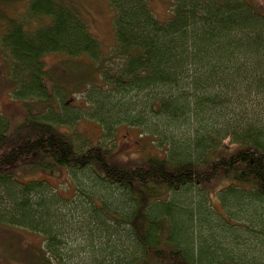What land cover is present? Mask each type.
<instances>
[{"label":"trees","instance_id":"trees-1","mask_svg":"<svg viewBox=\"0 0 264 264\" xmlns=\"http://www.w3.org/2000/svg\"><path fill=\"white\" fill-rule=\"evenodd\" d=\"M107 4L110 54L73 0H0V81L26 112L18 124L0 113V232L42 237L23 251L30 264H264V15L244 0H174L164 21L147 0ZM47 54L63 59L47 67ZM53 74L84 88L105 136L136 127L157 151L117 163L58 129L76 116L31 115ZM16 166L70 168L74 198Z\"/></svg>","mask_w":264,"mask_h":264},{"label":"rangeland","instance_id":"rangeland-1","mask_svg":"<svg viewBox=\"0 0 264 264\" xmlns=\"http://www.w3.org/2000/svg\"><path fill=\"white\" fill-rule=\"evenodd\" d=\"M147 1L158 19L164 21L171 16L174 0ZM244 1L250 2L255 11L258 9V11L264 15V0ZM3 3L1 8H6L7 6ZM7 3L9 2L7 1ZM73 3L75 4V9H79L78 11L81 13L90 33L101 42L100 45L104 54L112 53L115 44L112 27L113 14L107 4V0H73ZM17 5L18 4H16V6ZM62 59L63 56L53 54H47L44 57L47 67L56 65ZM110 63L113 62L111 61ZM5 65L6 64L2 63L0 60V68ZM6 69L7 67L2 68L1 70L4 71ZM52 77L51 82L53 84L58 82V84L57 88L54 90L55 92L52 93L51 101H32L33 110H31V115L41 119V116L46 114L48 112L47 110H49L54 113V115L56 114L60 117H64L65 114H67V117H70V114L71 116H76L75 119H71L68 124H57V126L59 130L68 134L72 138L76 146L79 147V150H84L91 145L101 144L110 149L113 153L112 155L115 156V161L117 163H119V161L136 163L141 161L142 157L147 153L157 151L154 142H151L152 138L145 137V135L141 134V130L136 127L119 125L114 127L109 135L105 136L100 125L94 122L90 115L91 109L89 103L85 99L86 92L84 91V88L75 89V87H69V85L74 86L72 84L74 79L69 81L70 84H68L64 79L60 78V74H53ZM4 80L8 82L7 76ZM4 80L2 79L0 81V113L3 117L11 121L12 124H18L26 115V112L24 114L25 107H23L21 101L15 100L11 97L10 86L7 84L5 86ZM77 81L79 83L80 79ZM66 86L71 88L72 92H69L66 89ZM260 115L261 117H264V111H261ZM226 144L227 141L223 142V145ZM163 149L164 148L158 149L159 154L163 155ZM19 168H23L22 171L18 170V166L11 171L16 177H20L23 180L38 179L40 183H44L47 186L46 188H48L49 191L52 190L51 188L53 187L57 195L62 196L67 200L74 198L78 178H75V173L72 172L70 168L65 166H54L50 171H48V169L45 171H32L23 166ZM225 185V181L220 182L216 179L207 185H203L210 189V191L205 190V192H203V190L201 192L202 194L209 196V192H215ZM206 202L209 203L210 201ZM215 207H218V205ZM215 211L217 214H220L219 207ZM220 218L222 217L220 216ZM3 230L7 232L1 231L0 237L3 235L4 237L10 238L11 242L6 246V254L3 258L4 260L0 259V264H30V260L27 261L29 257L26 253L31 250L30 248H34L35 246L40 247L42 244V237L28 231H24L21 235H17V232ZM15 242H17V246L15 245ZM23 251L27 252L24 254Z\"/></svg>","mask_w":264,"mask_h":264}]
</instances>
